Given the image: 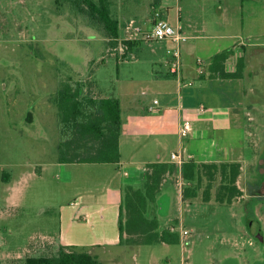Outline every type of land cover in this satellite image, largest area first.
<instances>
[{
    "label": "rangeland",
    "instance_id": "rangeland-1",
    "mask_svg": "<svg viewBox=\"0 0 264 264\" xmlns=\"http://www.w3.org/2000/svg\"><path fill=\"white\" fill-rule=\"evenodd\" d=\"M148 1L142 0L134 19L145 31ZM115 2L112 11L119 18L126 3ZM162 5L172 26H192L183 44L195 47L194 60L238 44H243L248 59L264 50V0H165ZM119 20L124 21L120 41L127 40L126 20ZM139 38H132L143 41L124 57L122 44L119 50L108 48L100 33L67 8L58 15L56 0H0V264H25L28 256L55 255L60 243L69 240L79 242L75 247L90 252L101 264H264V143L256 153L248 147L249 165L240 180L244 197L232 206L212 201L182 208L175 188L173 200L169 198L174 223L162 229L174 225L178 233L181 227L190 231L182 244L92 247V241L81 239L80 230L86 228H80L79 196L91 190L101 197L113 186L110 171L119 170L114 165L58 164L59 111L54 99L67 80L95 84L102 98L121 101L124 162L154 158L150 150H156L155 138L132 141L129 117L140 112L157 119L164 111L162 84H167L173 102L176 99L177 84L168 64L173 43ZM187 92L183 88L179 94L182 102L190 98ZM194 98L195 104L224 105L218 96ZM155 100L161 104L155 106ZM151 107L163 111L154 115ZM180 142L176 124L170 128L165 155L170 156ZM144 143H149L147 156L135 149Z\"/></svg>",
    "mask_w": 264,
    "mask_h": 264
},
{
    "label": "crops",
    "instance_id": "crops-1",
    "mask_svg": "<svg viewBox=\"0 0 264 264\" xmlns=\"http://www.w3.org/2000/svg\"><path fill=\"white\" fill-rule=\"evenodd\" d=\"M164 1L165 0L148 1L150 6V14L147 16L148 27L151 24V18L156 7H159L158 11L156 12H160L163 19L169 22L166 12L163 11L164 7L162 3ZM121 2L126 3V7H124L121 17L119 18L124 17L126 20L125 33L128 34L129 31L127 27L129 23L131 21L136 23V20L134 19L139 17V8L142 0H118V3ZM116 3L117 2H115V5ZM115 17H117L119 20L118 16ZM123 22H120L121 30ZM138 27L142 28L140 25ZM176 27H180L181 33L187 38V40L183 43H187L190 37L186 35V33H191L190 30H192V26L188 25L184 27L177 23ZM200 47H202L201 50L207 48L203 46ZM230 48L234 49V56H232V58L227 60L224 64L225 71L234 73L237 69L238 58L245 57L246 64L242 79H209L207 78L208 73H205L207 76L203 79V77H201L202 75L198 73V59L194 60L191 56L195 51V47L184 44L181 46L182 77L181 79L174 77L177 84V97L174 102L171 98V94L166 93L167 84H162L163 93L161 95L164 97V111L161 108H158L160 109L159 113H151L156 115L163 111L159 117L157 119H147L140 112H132L129 117L128 132L132 141L138 142L143 138H155L157 143L156 150L155 147L150 150V153L152 156L154 155V158L151 157L135 160V157H132L130 160H127L128 162H124L122 154L124 124L122 123V133L120 137V164H100L117 166L116 168L119 170L118 173L110 171L113 186L108 188L101 195V197L97 194H94L91 190L83 192V194L79 196V213L83 215V223L80 225V228H86L80 230L81 239L83 238L84 240V238H87L90 242L92 241L90 244L92 247L124 246L120 242L119 231V216L123 199V187L129 183L140 187L143 184L144 177L147 172L146 166L148 164H174L171 159V155L177 151L183 150L187 153L193 154L195 156V161L197 162H240L243 164L242 175L240 177L241 180L249 165L247 158L248 147L252 148L254 153H256L257 148L262 146L264 143V75L260 74L264 68L263 57H261L264 56V50L262 49L258 51V57L254 55V59H248L245 54L246 49L243 48V44L234 45ZM225 50H218L211 57L203 60L205 65L207 66L209 64L212 57ZM168 64L170 67L169 59ZM258 76L262 77L257 78ZM188 82L192 83V87H186L187 85H185V83ZM197 82H201V85L196 86ZM256 82L262 87L261 89L257 88V85L255 84ZM251 83L255 85L256 88L250 85L246 87V84ZM183 88L185 91H188L187 94H189L190 98L183 99L182 102L179 98V94L181 95ZM197 94L204 95V97L209 96L211 98L216 96L221 97L224 99V105L209 106L207 104V106L202 103L195 104L197 102L193 101L192 98L197 96ZM201 106L206 107L207 112L201 113L199 110ZM172 110L175 112L173 115V112H170ZM183 118H189L193 121L194 131L190 135L189 139L180 142L177 145L176 149L171 152L170 156L165 155L164 151L170 133V128L177 124L179 130V124ZM148 147L149 143H144L142 144V147H138V145L135 146V149L137 152H141L147 156V154H150ZM60 165L66 166L64 164ZM181 179L183 180L181 171L178 175L167 176L163 182L162 190L157 198L156 203L151 206V214L158 218L160 230H163L162 227L164 224L166 227L169 223H174V221H172L173 219L171 220L174 209L173 202L170 203L169 198L173 200L174 197L172 196V193L175 191V188L179 189V200L181 207L183 208L188 204L183 201V190L185 183L181 188L179 185ZM240 180L238 185L240 189L244 191L240 185ZM255 185H258V183H255ZM74 204L75 203H72L73 206ZM179 224L181 227L183 222L179 220ZM60 236L62 237V240L65 239L63 232L60 234ZM76 243L79 242L69 240L65 243L61 242L60 245L75 247Z\"/></svg>",
    "mask_w": 264,
    "mask_h": 264
},
{
    "label": "trees",
    "instance_id": "trees-1",
    "mask_svg": "<svg viewBox=\"0 0 264 264\" xmlns=\"http://www.w3.org/2000/svg\"><path fill=\"white\" fill-rule=\"evenodd\" d=\"M57 14L63 7L82 19L87 27L101 34L108 48L119 50L123 45L126 57L143 40H123L120 21L113 14L115 0H56ZM155 8L153 15L158 11ZM163 18V17H162ZM229 48L212 57L205 67L209 79L238 80L244 76L245 57L238 58L234 73L225 71V63L234 56ZM171 73V72H170ZM201 77L206 78L207 74ZM176 77L175 74L171 73ZM54 104L58 108L59 145L57 162L73 164H120V137L122 133V107L118 98H102L91 82L67 80L57 92ZM243 164L240 162L204 163L188 161L179 168L171 163H153L146 166L143 184L131 183L122 189L119 231L122 245H180V233L174 226L160 230L151 206L157 201L167 176L181 171L185 187L183 201L206 205L214 201L230 207L235 199L244 197L238 185ZM215 190V191H214ZM215 192V193H214ZM25 264H101L90 252L74 246H59L55 255L31 257Z\"/></svg>",
    "mask_w": 264,
    "mask_h": 264
},
{
    "label": "built area",
    "instance_id": "built-area-1",
    "mask_svg": "<svg viewBox=\"0 0 264 264\" xmlns=\"http://www.w3.org/2000/svg\"><path fill=\"white\" fill-rule=\"evenodd\" d=\"M129 39L134 40L135 36H141L139 39L144 40H169L173 43V47L168 50L169 55V63H170V72L175 74L177 78L181 79L182 77V54H181V46L183 42L187 40V38L181 33L180 27H174L169 22L164 20L161 16L160 12H156L151 18V24L149 28L145 31L141 27L135 25L134 21H131L127 27ZM134 36V37H133ZM199 69L198 73L203 75L205 73V62L203 60H198ZM187 86H191L192 83H185ZM155 106H158L160 103L158 100L154 101ZM201 113L207 112L206 107L201 106L199 108ZM160 109L156 107H151L149 112L157 113ZM179 137L180 141L183 142L189 139L191 133L193 132L192 122L189 118H183L179 124ZM171 159L174 164H176L179 168L183 166L185 162L195 161V156L190 153H186L185 151H180L179 153H174L171 155ZM180 187H183L182 179L179 182ZM190 231L181 227L180 236H181V244L185 241V238L190 236Z\"/></svg>",
    "mask_w": 264,
    "mask_h": 264
},
{
    "label": "water",
    "instance_id": "water-1",
    "mask_svg": "<svg viewBox=\"0 0 264 264\" xmlns=\"http://www.w3.org/2000/svg\"><path fill=\"white\" fill-rule=\"evenodd\" d=\"M259 239L261 242H263V236L262 235L259 236Z\"/></svg>",
    "mask_w": 264,
    "mask_h": 264
}]
</instances>
